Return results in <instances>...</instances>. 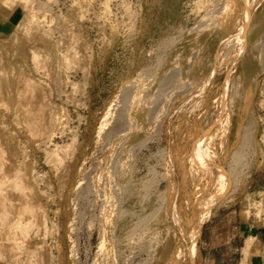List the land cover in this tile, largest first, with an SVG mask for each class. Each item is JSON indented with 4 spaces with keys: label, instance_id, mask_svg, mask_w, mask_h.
<instances>
[{
    "label": "rangeland",
    "instance_id": "1",
    "mask_svg": "<svg viewBox=\"0 0 264 264\" xmlns=\"http://www.w3.org/2000/svg\"><path fill=\"white\" fill-rule=\"evenodd\" d=\"M17 1L0 203L23 208L0 264H200L219 206L264 222V0Z\"/></svg>",
    "mask_w": 264,
    "mask_h": 264
},
{
    "label": "crops",
    "instance_id": "2",
    "mask_svg": "<svg viewBox=\"0 0 264 264\" xmlns=\"http://www.w3.org/2000/svg\"><path fill=\"white\" fill-rule=\"evenodd\" d=\"M24 13L17 0H0V37L9 34ZM200 264H264V222L241 208L219 206L203 223Z\"/></svg>",
    "mask_w": 264,
    "mask_h": 264
},
{
    "label": "bare ground",
    "instance_id": "3",
    "mask_svg": "<svg viewBox=\"0 0 264 264\" xmlns=\"http://www.w3.org/2000/svg\"><path fill=\"white\" fill-rule=\"evenodd\" d=\"M21 1V0H20ZM27 2V1H26ZM22 4H23V2H22ZM79 57V56H78ZM5 74V73H4ZM3 77V76H2ZM3 78H5V77H3ZM25 80V79H24ZM27 81L25 82V86H24V89H23V91L21 92V94L19 95V93H18V98H17V102H18V105H19V108H20V112H19V114H18V118H19V120L22 122V124H24V125H28V126H30L31 127V129H34L33 131H35V132H38V130H39V126L41 125V120L43 119V115L41 114L42 112H41V109L39 108V105H37V103H34V99H32L33 98V93L36 91L34 88H33V83L29 80V79H26ZM18 81L19 80H17V83H18ZM6 89V88H5ZM4 89V90H5ZM1 90V89H0ZM38 90V89H37ZM2 91V90H1ZM40 91V90H39ZM5 92L3 91V94H4ZM17 93V92H16ZM35 93H37V92H35ZM39 94V93H38ZM42 95V94H41ZM0 96H1V94H0ZM11 96H12V94H11ZM2 98V96L0 97V99ZM38 98V97H37ZM39 98H40V95H39ZM38 99H36V101H37ZM45 100V99H44ZM44 100H42V101H44ZM47 100V99H46ZM41 101V100H40ZM39 101V102H40ZM0 104H3V103H0ZM49 105V104H48ZM40 107H43L42 106V104L40 105ZM44 108H46V105L44 106ZM48 116V115H47ZM53 118V117H52ZM15 120V119H14ZM44 120H45V118H44ZM53 121V120H52ZM44 122V121H43ZM45 122H46V120H45ZM45 122H44V124H45ZM19 123V122H18ZM48 123V122H47ZM43 124V123H42ZM19 125V124H18ZM30 127H29V129H30ZM52 127H53V125H52ZM42 128V127H41ZM40 128V129H41ZM41 130H43V129H41ZM32 131V132H33ZM44 131V130H43ZM27 133V132H26ZM44 133H45V131H44ZM11 134V133H10ZM43 134V133H42ZM46 134V133H45ZM31 135V134H30ZM37 135V134H36ZM12 136V135H11ZM38 136V135H37ZM33 137H35V136H33ZM1 138V137H0ZM41 138H42V136H41ZM1 143V142H0ZM4 143H5V141H4ZM4 143L2 142L1 144H3L4 145ZM0 144V145H1ZM6 145V144H5ZM2 146V145H1ZM3 148H4V146H2ZM8 149V148H7ZM8 151V150H7ZM1 152H2V150H1ZM1 152H0V162H4L3 161V157H2V155H1ZM3 153H4V149H3ZM7 154H8V152H7ZM51 154V153H50ZM10 156V155H9ZM52 157H54V156H52ZM13 162L15 163V161L13 160ZM60 162V161H59ZM7 165H8V163H7ZM11 166V165H10ZM10 166H6V168H8V167H10ZM3 164L0 166V174H1V172L3 171ZM1 180V179H0ZM3 180H4V178H3ZM3 185V184H2ZM1 187V186H0ZM1 192V191H0ZM31 193V192H30ZM23 196V195H22ZM25 196H26V194H25ZM24 196V197H25ZM1 197H3V196H1ZM12 197V196H11ZM22 200H23V198H22ZM21 199H19L18 201H22ZM26 200V202H28L27 201V199H25ZM24 201V200H23ZM2 202H4L3 200H2ZM23 203V202H22ZM22 203H16L15 201H10V202H8V203H0V204H2V210H1V208H0V210H1V212H0V239L1 240H4V242L6 241L7 242V244H8V246H12L13 247V240H12V238L13 237H11L9 234V231H10V227H11V224H12V216H11V214H16V213H18V212H21L22 211V208H23V204ZM29 203V202H28ZM31 203H33V202H31ZM29 205H30V203H29ZM1 206V205H0ZM33 212H35V211H33ZM208 212V211H207ZM16 218V217H15ZM28 218V217H27ZM31 219V218H30ZM2 222H6L5 224H4V226L3 227H1V223ZM30 222V221H29ZM15 225V224H14ZM15 227V226H14ZM35 232V231H34ZM199 233V232H198ZM196 236H197V233H196ZM196 238V237H195ZM197 239V238H196ZM3 243V242H2ZM195 243V242H194ZM20 244V243H19ZM15 245V244H14ZM26 246V245H25ZM195 247V246H194ZM6 249V245L4 246L3 245V249ZM8 248V247H7ZM35 248V247H34ZM13 251H14V249H13ZM14 252H16V251H14ZM18 252V251H17ZM17 253H15L14 255H16ZM21 254V253H20ZM19 255V254H18ZM17 256V255H16ZM20 256V255H19ZM23 256V255H22ZM18 257V256H17ZM17 257H15L16 259H17ZM20 258H23V257H20ZM20 258H19V260H20ZM27 258V257H26ZM24 259V258H23ZM28 260V259H27ZM24 261V260H23ZM38 263V262H37ZM22 264V263H21ZM33 264V263H32Z\"/></svg>",
    "mask_w": 264,
    "mask_h": 264
}]
</instances>
